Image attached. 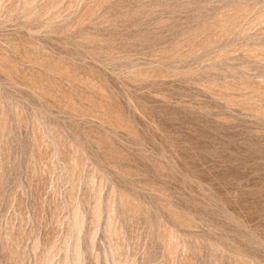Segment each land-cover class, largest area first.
Listing matches in <instances>:
<instances>
[{
    "label": "rangeland",
    "instance_id": "374dc122",
    "mask_svg": "<svg viewBox=\"0 0 264 264\" xmlns=\"http://www.w3.org/2000/svg\"><path fill=\"white\" fill-rule=\"evenodd\" d=\"M0 264H264V0H0Z\"/></svg>",
    "mask_w": 264,
    "mask_h": 264
}]
</instances>
